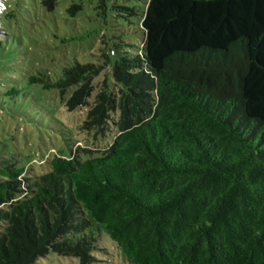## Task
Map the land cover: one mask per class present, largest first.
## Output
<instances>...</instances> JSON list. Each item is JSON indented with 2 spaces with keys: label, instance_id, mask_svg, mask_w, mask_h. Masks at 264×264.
I'll list each match as a JSON object with an SVG mask.
<instances>
[{
  "label": "trees",
  "instance_id": "trees-1",
  "mask_svg": "<svg viewBox=\"0 0 264 264\" xmlns=\"http://www.w3.org/2000/svg\"><path fill=\"white\" fill-rule=\"evenodd\" d=\"M141 26L137 53L30 76L116 135L36 176L0 154V264H95L102 235L130 264H264V0H147Z\"/></svg>",
  "mask_w": 264,
  "mask_h": 264
},
{
  "label": "rangeland",
  "instance_id": "rangeland-1",
  "mask_svg": "<svg viewBox=\"0 0 264 264\" xmlns=\"http://www.w3.org/2000/svg\"><path fill=\"white\" fill-rule=\"evenodd\" d=\"M146 5L147 0H55L50 8L44 0H7L0 18V154H16L28 164L29 175L36 176L51 170L49 161L56 154L98 153L109 146L115 132L102 136L83 130L87 108L70 111L69 95L63 98L56 88L31 83L30 76L49 72L55 79L64 66L77 61L104 64V54L114 62L116 45L139 52ZM73 6L79 7L73 12ZM13 86L20 95L5 96ZM94 256L95 264H130L107 235L100 236ZM36 264L81 262L52 252Z\"/></svg>",
  "mask_w": 264,
  "mask_h": 264
},
{
  "label": "built area",
  "instance_id": "built-area-1",
  "mask_svg": "<svg viewBox=\"0 0 264 264\" xmlns=\"http://www.w3.org/2000/svg\"><path fill=\"white\" fill-rule=\"evenodd\" d=\"M6 2L7 0H0V5L2 6V9L0 10V18H1L2 13H4V10L7 8ZM0 30H3L1 21H0Z\"/></svg>",
  "mask_w": 264,
  "mask_h": 264
},
{
  "label": "bare ground",
  "instance_id": "bare-ground-1",
  "mask_svg": "<svg viewBox=\"0 0 264 264\" xmlns=\"http://www.w3.org/2000/svg\"><path fill=\"white\" fill-rule=\"evenodd\" d=\"M2 9V6L0 5V10Z\"/></svg>",
  "mask_w": 264,
  "mask_h": 264
}]
</instances>
